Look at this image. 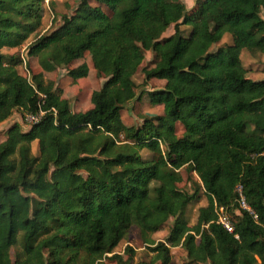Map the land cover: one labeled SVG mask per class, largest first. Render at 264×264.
Instances as JSON below:
<instances>
[{
    "label": "trees",
    "instance_id": "16d2710c",
    "mask_svg": "<svg viewBox=\"0 0 264 264\" xmlns=\"http://www.w3.org/2000/svg\"><path fill=\"white\" fill-rule=\"evenodd\" d=\"M78 1L27 46L41 70L28 79L19 57L2 50L22 46L40 29L43 4H54L0 0V124L15 111L43 113L0 141V264H133L131 247L114 253L131 227L149 264H172L171 247L185 252V264H264V80L247 79L240 59L264 54V0H196L189 10L180 0ZM224 35L231 44L212 51ZM146 52L144 83L164 82L146 92L161 115L126 126L120 112L135 98ZM85 55L106 80L89 109L73 112L43 74ZM88 74L85 63L67 70L73 81ZM182 170L196 175L206 199L193 226L181 215L200 188L181 190ZM238 186L253 214L239 207ZM221 209L232 233L217 223ZM169 219L167 239L154 242Z\"/></svg>",
    "mask_w": 264,
    "mask_h": 264
},
{
    "label": "rangeland",
    "instance_id": "374dc122",
    "mask_svg": "<svg viewBox=\"0 0 264 264\" xmlns=\"http://www.w3.org/2000/svg\"><path fill=\"white\" fill-rule=\"evenodd\" d=\"M180 1L184 3L186 9L189 10L194 6L196 0ZM52 2L54 5L51 9H49L47 2L43 4L42 24L40 29L35 34L31 35L29 39L19 48L2 50L5 54H14L19 57L21 64L17 67V71L21 76H26L28 79H30L32 74L38 73L41 70L36 58L30 59L27 57V46L35 41L39 36L49 33L53 29L57 28L61 24V17L70 16L79 3L78 0H52ZM102 9L105 13L109 14L106 8L103 7ZM180 30L184 31V34H187L189 28L181 26ZM172 34L173 28L170 27L162 35V38H166ZM230 44L231 37L229 35H224L221 42L212 47V51ZM240 59L244 69H246L247 79L253 82L264 80V54H251L246 51H242ZM151 60V53L146 52L143 63L133 77V81L135 83V98L126 104L120 112V119L126 126L134 125L136 127H140L144 117L161 115V107H151L146 92L161 89L164 82L159 80H150L144 83L143 75L141 73V69L146 67ZM82 63H85L88 66V77L73 81L67 76V70L75 68ZM92 67L90 58L85 55L82 60L77 61L66 68H58L54 72L44 73L43 75L46 80L52 81L56 88L62 90L63 97L70 102V108L73 112H83L91 107L90 95L92 91L98 90L106 80L97 76ZM14 123L20 124L23 130H27L30 127V124L25 121V118L22 117L20 111H15L7 121L0 124V141L3 140L5 131ZM181 133V126L177 125V136H180ZM31 153L34 156H38L36 142L31 145ZM140 155L144 160H150L153 158V155L145 150H142ZM181 174L183 180L182 183L178 185L181 190L192 192L194 187L199 186L200 188L199 201L195 204L188 205L185 208L184 213L181 215V218L186 220L189 226H193L196 223L197 211L200 207L206 205V199L196 175L187 174L184 170L181 171ZM172 222L173 220L169 219L160 231L151 236L152 240L154 242H164L167 239V234ZM126 246L131 247L134 251L133 264H149L152 254L148 250L147 246L141 241L137 228L131 227L128 230L126 237L114 249V253L122 254ZM170 256L172 264L186 263V254L180 247H171ZM106 262L107 264H111L108 261Z\"/></svg>",
    "mask_w": 264,
    "mask_h": 264
},
{
    "label": "built area",
    "instance_id": "2783aa9c",
    "mask_svg": "<svg viewBox=\"0 0 264 264\" xmlns=\"http://www.w3.org/2000/svg\"><path fill=\"white\" fill-rule=\"evenodd\" d=\"M43 115L42 112H39L37 115H26L25 116V121H27L30 125L33 123H36L39 121L40 117ZM236 193L238 195L237 201L238 205L242 210H245L249 212L250 214H253L250 208L247 206L244 197L242 195V188L238 186L236 188ZM218 224H220L227 232L232 233L233 232V225L227 214L221 209L219 211V216H218ZM236 237V236H235Z\"/></svg>",
    "mask_w": 264,
    "mask_h": 264
}]
</instances>
